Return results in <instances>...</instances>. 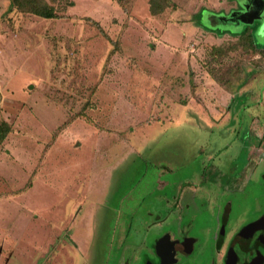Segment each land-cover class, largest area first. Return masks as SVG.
I'll list each match as a JSON object with an SVG mask.
<instances>
[{
  "label": "rangeland",
  "instance_id": "374dc122",
  "mask_svg": "<svg viewBox=\"0 0 264 264\" xmlns=\"http://www.w3.org/2000/svg\"><path fill=\"white\" fill-rule=\"evenodd\" d=\"M120 1L38 0L45 19L0 0V264H143L180 223L211 241L239 192L264 208L259 22L207 19L238 0Z\"/></svg>",
  "mask_w": 264,
  "mask_h": 264
},
{
  "label": "flooded vegetation",
  "instance_id": "af4514ba",
  "mask_svg": "<svg viewBox=\"0 0 264 264\" xmlns=\"http://www.w3.org/2000/svg\"><path fill=\"white\" fill-rule=\"evenodd\" d=\"M238 1L237 3L239 9L232 10L226 15L218 14L215 18L216 20L212 17V15L209 14L207 15V19L211 21L213 25H215L218 21L223 20L239 21V16L243 14L244 7L242 3H239ZM241 1L243 4H249L246 15L261 16L260 20L256 19V21L259 22V25H261V22L264 19V0ZM231 13L233 16H231ZM261 202L262 200L259 201L258 205V209L260 211L256 212L255 216L246 219L245 217L242 218L238 215L242 219L235 220V222H232L233 216H231L228 212V203L225 204V206L223 205L224 208L220 214L213 213V216L211 215L213 218L212 223H214V227L213 230L211 229V241L208 240V243L206 244L197 243V237L191 235L189 232H183L181 229H179L180 233L177 232L178 230L176 229L175 232L178 233V235L172 236L169 234V232L162 233L154 239L152 257L150 259L145 258V262L143 264H146V262L147 264H160L163 261L168 262L174 259L175 262L169 264H225L227 253L230 248H232L236 254L237 264L249 263L256 256L260 257L259 264H264V225L254 230L253 233L247 237V239H244V237H239V233L246 225L264 215ZM232 224L235 226L231 231ZM167 233L168 237L166 236ZM226 241L227 244L225 251L222 257H220L217 251H220L223 248ZM193 252L197 254L196 258L188 260L189 256ZM197 257H200V260Z\"/></svg>",
  "mask_w": 264,
  "mask_h": 264
},
{
  "label": "crops",
  "instance_id": "0c3cea01",
  "mask_svg": "<svg viewBox=\"0 0 264 264\" xmlns=\"http://www.w3.org/2000/svg\"><path fill=\"white\" fill-rule=\"evenodd\" d=\"M257 47V46H256ZM51 135V134H50ZM42 143H44L43 141H42ZM46 143V142H45ZM47 154V153H46ZM40 157V154L38 155V158ZM44 157H46V155L45 156H43V158ZM214 192H215V194H214V196H213V200L215 201L216 199L217 200H219L220 198H221V193H220V195L219 196H217L216 197V192L217 191H215V190H213ZM209 192H212V191H209ZM208 192V193H209ZM219 192V191H218ZM240 194H241V196H239V197H237V198H235L234 199V201L233 200H229V201H227V203H228V207H229V214L231 215V216H233L232 217V222H235V220H240V219H242L243 217H245L246 219H249V218H251L252 216H255V214H256V212H259L260 210L258 209V205H259V201L262 199V195H261V193H259L258 195L256 194V195H254V196H251L250 198H252V200H249L250 201V203H245L244 201H245V199L247 198V196H246V192H239ZM249 194V193H248ZM248 197H249V195H248ZM230 198V197H229ZM238 198H241V200H240V202H239V200H238ZM211 201V200H210ZM235 202V203H234ZM227 203H225V204H227ZM244 203H245V205H244ZM225 204H224V206H225ZM246 204H247V206H246ZM255 206V211L253 212L252 211V209H250L251 207L253 208ZM224 207L221 205V204H219V206H218V208L213 212V213H217V214H220L221 213V211H222V209H223ZM207 209H209L208 208V206H207ZM262 210H264V208L262 209ZM240 217H242V218H240ZM181 216V215H180ZM213 216V215H212ZM183 218H186V216H184ZM244 218V219H245ZM230 221H231V219H230ZM166 222V221H165ZM183 222V221H182ZM182 226H183V224L181 225V223H180V226H179V229H181L182 231H184L185 230V228L183 227L182 228ZM217 228V227H216ZM179 229H178V231L177 232H179L180 233V231H179ZM30 231V230H29ZM191 235H193V236H195V237H197L196 235H195V233H193V230H191V232H189ZM44 234V239L42 240V242L41 243H43L44 242V240H47L46 239V236L48 235L47 233H43ZM211 235V234H210ZM13 238L15 239V236H13ZM206 244V243H205ZM41 247H42V245H41ZM11 252V251H10ZM194 253V252H193ZM191 253V255L189 256V258H188V260L189 259H194V258H196V253ZM12 256L13 255V253L11 252V254H7V255H5L6 256V258H9V256ZM10 256V257H11ZM199 256V255H198ZM15 257V256H14ZM16 258V257H15ZM199 260H200V257H197ZM16 260L18 261V262H20L19 260V258H16ZM22 260V259H21ZM188 260H187V262H188ZM9 261H11V258H9ZM119 261H120V259H119ZM15 262V261H14ZM174 262H175V260H174ZM180 262V261H179ZM178 262V263H179Z\"/></svg>",
  "mask_w": 264,
  "mask_h": 264
},
{
  "label": "trees",
  "instance_id": "16d2710c",
  "mask_svg": "<svg viewBox=\"0 0 264 264\" xmlns=\"http://www.w3.org/2000/svg\"><path fill=\"white\" fill-rule=\"evenodd\" d=\"M12 4V8H16L17 10L25 13L34 14L36 16L45 18V19H52L56 17V10L53 6L45 4L41 5L38 0H10ZM119 4H121L120 0H117ZM150 10L153 14L156 13L154 9L150 7ZM261 25L255 27L254 33H252V37H255L258 32L264 33V27L261 30ZM243 31V29H241ZM241 30L234 31L231 34L242 33Z\"/></svg>",
  "mask_w": 264,
  "mask_h": 264
},
{
  "label": "water",
  "instance_id": "95a60500",
  "mask_svg": "<svg viewBox=\"0 0 264 264\" xmlns=\"http://www.w3.org/2000/svg\"><path fill=\"white\" fill-rule=\"evenodd\" d=\"M243 7H244V12L241 16H239V21H244V22H253L254 19L253 18H256V19H261V16H257V15H251V16H248L246 15L247 13V10L249 8V4H242ZM231 16H233V14L231 13ZM257 16V17H256ZM264 27V19L262 20L261 22V30L263 29ZM264 225V215H262L259 219L249 223L248 225H246L242 230L241 232L239 233V237H244V239H247L248 236H250L254 230L262 227ZM193 240V239H192ZM174 262V260L172 261H168V262H161L160 264H169V263H172ZM260 262V257L259 256H256L255 258H253L249 263H243V264H259ZM225 264H237L236 263V254L234 253V251L232 250V248H230L228 250V253H227V258L225 260Z\"/></svg>",
  "mask_w": 264,
  "mask_h": 264
}]
</instances>
